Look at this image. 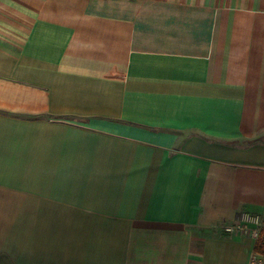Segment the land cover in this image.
Returning a JSON list of instances; mask_svg holds the SVG:
<instances>
[{
    "label": "crops",
    "instance_id": "obj_1",
    "mask_svg": "<svg viewBox=\"0 0 264 264\" xmlns=\"http://www.w3.org/2000/svg\"><path fill=\"white\" fill-rule=\"evenodd\" d=\"M243 211L264 0H0V264H264Z\"/></svg>",
    "mask_w": 264,
    "mask_h": 264
},
{
    "label": "built area",
    "instance_id": "obj_2",
    "mask_svg": "<svg viewBox=\"0 0 264 264\" xmlns=\"http://www.w3.org/2000/svg\"><path fill=\"white\" fill-rule=\"evenodd\" d=\"M263 225V215L257 213H251L249 211H243L239 214L238 219L234 223L225 224L224 230L226 232H249L258 239ZM257 256H253L256 259Z\"/></svg>",
    "mask_w": 264,
    "mask_h": 264
},
{
    "label": "trees",
    "instance_id": "obj_3",
    "mask_svg": "<svg viewBox=\"0 0 264 264\" xmlns=\"http://www.w3.org/2000/svg\"><path fill=\"white\" fill-rule=\"evenodd\" d=\"M255 251L257 252V254L259 253L260 255L264 256V230L262 232L261 238L257 239Z\"/></svg>",
    "mask_w": 264,
    "mask_h": 264
},
{
    "label": "rangeland",
    "instance_id": "obj_4",
    "mask_svg": "<svg viewBox=\"0 0 264 264\" xmlns=\"http://www.w3.org/2000/svg\"><path fill=\"white\" fill-rule=\"evenodd\" d=\"M263 230H264V215H263V225L261 227V232H260L259 238H261Z\"/></svg>",
    "mask_w": 264,
    "mask_h": 264
}]
</instances>
